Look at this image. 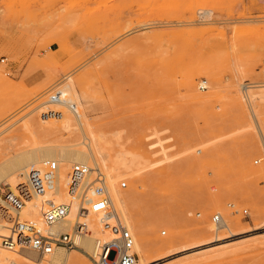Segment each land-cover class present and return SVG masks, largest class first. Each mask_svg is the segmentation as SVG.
Listing matches in <instances>:
<instances>
[{"label": "rangeland", "instance_id": "1", "mask_svg": "<svg viewBox=\"0 0 264 264\" xmlns=\"http://www.w3.org/2000/svg\"><path fill=\"white\" fill-rule=\"evenodd\" d=\"M69 74L77 96L87 92L79 108L123 144L145 135L160 159L162 146L173 153L182 141L183 154L137 205L154 245L217 212L242 219L235 233L215 226L148 264H264L255 210L264 205V144L243 91L264 83V0H0V157L39 140L12 136ZM254 109L264 124V100ZM213 197L220 209L203 202Z\"/></svg>", "mask_w": 264, "mask_h": 264}, {"label": "bare ground", "instance_id": "2", "mask_svg": "<svg viewBox=\"0 0 264 264\" xmlns=\"http://www.w3.org/2000/svg\"><path fill=\"white\" fill-rule=\"evenodd\" d=\"M211 17L210 11L202 10L199 19L207 22ZM255 70L257 68L253 65L250 71L255 73ZM73 78L70 74L66 76L64 79L68 80L50 93L49 97L55 94V91L60 93L64 98L77 103L78 113L55 106L62 110V113L56 117L42 116L43 119H39L34 111L41 104L45 106L49 98L28 111L29 116L23 122L19 132L13 133L12 139H17L28 133V135L39 138V140L26 147H16L6 157L3 155L0 157V193L5 191L2 185H8L12 192L11 197H22L19 191V188L23 186L21 183L26 181L32 169H39L45 160L56 159L59 161L61 167L60 188L66 186L67 171L70 166L76 162L85 163L92 167H99L105 172L112 203L135 236V248L138 252L137 264H148L154 252L165 253L169 251L168 248L184 239L210 234L216 225L207 223V218H203L197 222H192L194 226L190 233L161 239L156 245L152 243L150 232L143 223L142 210L137 205L147 199L149 186H153L157 179L162 178L168 170L173 168L175 155L183 154V149L180 148L182 141H180L179 149L173 153L169 151L168 146H162L159 151L162 152L163 156L160 159L154 158V154L158 151L153 150L155 144L146 142L147 136L145 135L136 136L131 132L126 145L123 144L122 135L119 131L109 132L102 123L97 121L96 116H91L87 110L79 108V105H82L79 98L83 97L87 100V92L84 90L82 95L78 97L74 89L76 86H73ZM205 83L206 81L203 80L200 82L201 85H205ZM243 88L245 94L242 93V95L244 94V98L248 99L252 105V118L264 144V124L257 117L254 109V105L264 100V83L250 82L245 84ZM67 94L71 97L68 98ZM240 103H243V100ZM171 137L169 136L167 140H171ZM171 146L173 144L169 145V147ZM91 161L94 164H91ZM155 164L161 166L155 169V174H152L150 171ZM262 174L264 177V171ZM122 177L130 179L131 183L128 188L119 186L118 180ZM140 186L142 189H139ZM57 198L63 201L69 199L64 188L58 192ZM23 200L24 204L20 210L21 219L34 220L40 223L43 198L35 195L34 197H23ZM203 202L209 207L220 209L224 200L220 197H213L204 199ZM7 206L8 201L0 194V210L3 211V207L5 210L4 213L0 211V264H95L93 257L96 255L97 239L108 235V231L104 230L99 222V214L90 211L85 218H81L87 222L90 232L77 236V247L73 249V252L66 251L62 246H56L50 252L40 254L20 242L19 237L11 233L14 219L5 209ZM78 209V204L73 203L69 212L70 222H74L78 218ZM255 210L258 213L257 219L264 220V205L257 204ZM160 215L164 218L167 214L160 213ZM157 216L159 218V215ZM223 218L222 227L229 228L233 233L243 226L242 219L239 217H231L229 214V216L224 215ZM60 227L68 230L70 225L66 224ZM220 228L216 227L218 230ZM7 239L9 241H6Z\"/></svg>", "mask_w": 264, "mask_h": 264}, {"label": "built area", "instance_id": "3", "mask_svg": "<svg viewBox=\"0 0 264 264\" xmlns=\"http://www.w3.org/2000/svg\"><path fill=\"white\" fill-rule=\"evenodd\" d=\"M58 105L78 113L77 103L56 92L45 103L42 116L56 117L62 113V110L57 108ZM60 175L59 161L45 160L39 169H32L26 181L21 183L23 186L19 191L22 197L13 198L10 196L12 192L6 196L8 206L5 208L14 219L11 233L18 236L20 242L40 254L50 252L56 246L75 248L77 236L90 232L87 222L81 218H85L86 214L93 211L99 214L102 228L108 231L107 237L97 239L96 255L93 257L95 264H137L135 236L112 203L105 172L99 167L76 162L67 171L66 186L61 188ZM121 186L126 187L127 181H123ZM63 188L69 198L67 201L57 198L58 192ZM35 195L43 198L40 223L20 217L21 206L24 204L23 197ZM73 203L78 204V218L70 222L69 212ZM243 213L248 215V210L244 209ZM212 220L219 228L224 223L220 212L215 213ZM66 224L70 225L68 230L60 227Z\"/></svg>", "mask_w": 264, "mask_h": 264}]
</instances>
